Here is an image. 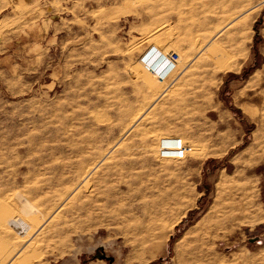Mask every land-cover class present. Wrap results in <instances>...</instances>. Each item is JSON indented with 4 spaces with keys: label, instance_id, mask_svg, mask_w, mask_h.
Here are the masks:
<instances>
[{
    "label": "rangeland",
    "instance_id": "rangeland-1",
    "mask_svg": "<svg viewBox=\"0 0 264 264\" xmlns=\"http://www.w3.org/2000/svg\"><path fill=\"white\" fill-rule=\"evenodd\" d=\"M32 1L62 36L0 37V264H264V0Z\"/></svg>",
    "mask_w": 264,
    "mask_h": 264
},
{
    "label": "crops",
    "instance_id": "crops-1",
    "mask_svg": "<svg viewBox=\"0 0 264 264\" xmlns=\"http://www.w3.org/2000/svg\"><path fill=\"white\" fill-rule=\"evenodd\" d=\"M32 0H0V16L10 8L12 14H8L2 18V22L12 21L13 24L10 27H4L0 29V37L4 34H8L11 37L10 40L18 41L22 38L30 44L31 50L24 55L19 53V59H33L37 60L42 54H46V50L54 46L56 41H59V38L62 36L61 30L58 28L61 18L58 15H55L53 10L48 6L45 8L43 13H40L38 16H32L29 18V21L23 26L15 24L16 22L20 23L21 18L24 15L31 14L35 12L36 5L35 1ZM23 8V9H22ZM5 21V22H4ZM147 55H151L155 50H158L154 45H148L145 48ZM44 52V53H43ZM167 77V75H164ZM162 78V77H161ZM264 204V203H263ZM262 222V221H261ZM264 233L261 232V234Z\"/></svg>",
    "mask_w": 264,
    "mask_h": 264
},
{
    "label": "built area",
    "instance_id": "built-area-1",
    "mask_svg": "<svg viewBox=\"0 0 264 264\" xmlns=\"http://www.w3.org/2000/svg\"><path fill=\"white\" fill-rule=\"evenodd\" d=\"M154 54L157 56L156 59H158L159 62H162V65H160V77L166 75L173 67H175L179 61V55L173 50H170L166 53H163L162 51L155 50ZM156 73L157 70L153 69ZM174 148H167L166 145L162 144L160 151L162 154L167 155L168 153H173L177 157H183L187 151L191 150V147L184 144L179 143V141L176 139L173 143ZM22 219V218H21ZM23 220V219H22ZM24 221V220H23ZM25 222V221H24ZM26 223V222H25ZM14 229H18L19 231H22L21 225L17 223L11 224Z\"/></svg>",
    "mask_w": 264,
    "mask_h": 264
}]
</instances>
